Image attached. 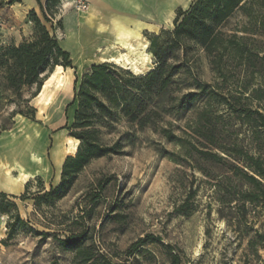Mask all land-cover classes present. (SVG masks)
<instances>
[{
    "label": "trees",
    "instance_id": "16d2710c",
    "mask_svg": "<svg viewBox=\"0 0 264 264\" xmlns=\"http://www.w3.org/2000/svg\"><path fill=\"white\" fill-rule=\"evenodd\" d=\"M53 1L59 3L46 0L43 4L37 0L43 19L30 13L34 27L30 39L5 46L0 32V102L15 107L12 117L34 119L30 99L40 93L57 67L74 68L71 54L61 46L54 26L47 27L52 24L48 13L56 9ZM239 16L241 20L235 21ZM57 24L62 27L61 21ZM146 37L148 51L156 63L149 73L137 76L119 66L101 63L92 65L80 82L76 77L74 97L68 108L76 106L70 131L80 144L76 155L65 160L57 186L49 192H37L35 206L40 208L42 203L62 200L93 160L121 155L131 137L123 134L113 144H107L101 136L126 121L136 131L151 130L167 143L177 145L178 157L212 180L216 194L230 209L235 204L245 212L247 205L264 210V101L261 90L248 87L254 74L264 70V0H194L187 10L177 11L171 30ZM201 56L220 83L201 82L196 67ZM233 80H240L238 91L229 87ZM250 103H256L255 107ZM185 113L191 116L184 126L166 121L170 117L180 119ZM226 114L228 119L250 128L254 152L223 132L220 124ZM174 161L181 164L179 159ZM99 186L102 190L103 185ZM28 189L29 184L26 193ZM99 192L86 194L84 200L91 197L93 202L97 201ZM12 198L24 201L26 194ZM181 210L187 215L185 206ZM0 213L10 220L8 240L17 226H26L16 203L5 193H0ZM69 233L63 239L54 236L60 250L73 253L72 264H117L88 237V230ZM37 234L43 238L51 236ZM255 244L264 248V233L256 231L249 245ZM149 245L162 246L159 238L146 235L127 250L126 262L141 264L136 253ZM164 255L171 264H182L172 247L168 246Z\"/></svg>",
    "mask_w": 264,
    "mask_h": 264
},
{
    "label": "rangeland",
    "instance_id": "374dc122",
    "mask_svg": "<svg viewBox=\"0 0 264 264\" xmlns=\"http://www.w3.org/2000/svg\"><path fill=\"white\" fill-rule=\"evenodd\" d=\"M75 1L58 0V4L53 1L56 9L54 13H48L52 24H47L48 28L54 26L61 46L70 51L74 68L61 67L63 73L58 79H52L53 72L40 93L30 99L29 106L35 110L34 119L21 115L12 117L15 107L0 102V164L13 168L11 158L22 153L25 171L30 174L17 192L0 188V193L7 194L9 200L16 203L26 224L24 228L17 226L8 240L10 220L0 213V264H72L73 253L60 250L54 235L63 239L70 231L82 233L86 230L94 244L112 256L117 264H129L126 262L127 250L146 235L159 238L162 246L141 248L136 253L141 264H171L164 255L168 246L180 255L182 264H264V248L257 244L254 247L249 245L256 231L264 233V210L260 206L252 208L247 205L245 212L235 204L230 209L229 205L221 202L222 196L216 194L214 182L189 168L185 160L178 157L180 148L177 145L167 143L151 130L136 131L126 121L116 124L114 131H104L101 136L107 144H113L123 134L126 138L131 137L132 140L125 142L121 155L93 160L76 177L62 200L49 205L42 203L40 208L35 206L37 192H49L51 187L57 186L65 160L76 155L71 144H76L77 150L80 144L71 137L70 131L76 106L68 108L74 97L76 77L80 82L92 65L105 63L103 58H117L125 53L113 47L104 48L109 44L107 37L100 38L98 44H91L89 39L82 37V44L73 46L72 38L64 31L62 18L72 10L84 11L85 8L79 9ZM193 1L189 0L187 6L183 0L176 4L174 16L179 9L187 10ZM114 17L138 23L126 17L113 16L112 25ZM239 20L240 16L235 21ZM59 21L62 22L61 28L57 24ZM102 21L113 35V27L104 19ZM173 22L163 30H171ZM141 26L142 29L145 27ZM133 41L138 44L135 55L143 51V45H147L150 58L142 74L130 72L137 76L145 75L156 67L155 59L148 51L149 40L141 35ZM98 47L104 48V55L95 53ZM106 63L125 69L114 62ZM196 67L202 83H220L205 57L199 58ZM261 74L264 70L254 74L248 87L261 90L264 101V75L262 79ZM229 87L238 91L240 80H233ZM249 94L245 93V97ZM250 105L255 107L256 103ZM220 111L223 113L222 108ZM190 116V113H185L180 119L170 117L166 121L181 127ZM220 125L232 141L239 139L250 152H254L253 138L247 125L228 119L227 114ZM165 153L171 154L166 156ZM56 156L62 158L61 165L56 162ZM175 158L181 164L176 163ZM39 159L43 165L38 164ZM13 175L19 177L20 173L14 171ZM106 181H110L109 184H105ZM96 191H100L97 201L93 202L91 197L84 200L86 194ZM25 194L24 201L12 198ZM182 206H185L187 215L183 214ZM11 211L15 213L14 209ZM37 232L50 233L51 236L43 238Z\"/></svg>",
    "mask_w": 264,
    "mask_h": 264
},
{
    "label": "crops",
    "instance_id": "0c3cea01",
    "mask_svg": "<svg viewBox=\"0 0 264 264\" xmlns=\"http://www.w3.org/2000/svg\"><path fill=\"white\" fill-rule=\"evenodd\" d=\"M45 1L42 0V3ZM85 4L84 11L72 10L62 18L64 31L68 32L75 47L82 44V37L89 39L91 44H98L100 38H106L104 32H108V26L102 19L113 27L112 18L115 15L138 22L132 23V29L136 32L134 39L141 35L146 39L148 34H157L171 24L175 17L173 10L170 22L166 19L167 13L172 11L169 0H85ZM31 12L43 19L37 0H0V32L3 45H19L24 39L33 36L34 27L29 18ZM89 18L90 21H86ZM140 23L145 25L143 29ZM139 25L141 28L137 29ZM100 26L105 29H100ZM107 34L112 33L109 31Z\"/></svg>",
    "mask_w": 264,
    "mask_h": 264
},
{
    "label": "bare ground",
    "instance_id": "6f19581e",
    "mask_svg": "<svg viewBox=\"0 0 264 264\" xmlns=\"http://www.w3.org/2000/svg\"><path fill=\"white\" fill-rule=\"evenodd\" d=\"M182 0H169V5L172 7V11H169L167 13L166 19L170 22L171 17H173V10L175 8V5L180 3ZM184 6H187L189 3V0H183ZM117 16V15H115ZM82 18V17H81ZM85 19V18H84ZM82 23V22H81ZM113 30L115 33L113 35H108V32H104L107 35V38L109 40V44L105 46L104 48L111 49L116 48L119 51H124L125 53L117 58H103V62H114L116 64H119L123 68L132 71L136 74H142L143 73V67L146 66L147 61H149L150 55L147 54V45H143V51L139 52L138 55H135V46L136 44L133 39L134 36H136V32L132 29V22L131 21H121V19L114 17L113 19ZM138 25V24H136ZM141 28V26H137V29ZM101 47L97 48V51L95 53H102L104 55L103 49ZM135 55V56H134ZM102 56V55H101ZM61 67H57L54 73L52 74V79H58L61 77V74L63 73ZM49 83V81H48ZM72 143V139L70 141ZM72 149L74 153L77 151V145L71 144ZM12 159V162L14 167L9 168L5 166L4 164H0V188L8 190L10 192H17L18 188L22 186V182L29 178L30 174L27 173L26 166H25V156H23L22 153H16ZM39 165H43V162L41 159H39ZM56 162L61 165L62 164V158L59 156H56ZM5 172V173H2ZM14 171H18L20 173L19 177H15L13 175ZM18 174V173H17Z\"/></svg>",
    "mask_w": 264,
    "mask_h": 264
},
{
    "label": "built area",
    "instance_id": "2783aa9c",
    "mask_svg": "<svg viewBox=\"0 0 264 264\" xmlns=\"http://www.w3.org/2000/svg\"><path fill=\"white\" fill-rule=\"evenodd\" d=\"M75 4L79 9H83L86 7L85 0H76Z\"/></svg>",
    "mask_w": 264,
    "mask_h": 264
},
{
    "label": "water",
    "instance_id": "95a60500",
    "mask_svg": "<svg viewBox=\"0 0 264 264\" xmlns=\"http://www.w3.org/2000/svg\"><path fill=\"white\" fill-rule=\"evenodd\" d=\"M47 81V80H46Z\"/></svg>",
    "mask_w": 264,
    "mask_h": 264
}]
</instances>
